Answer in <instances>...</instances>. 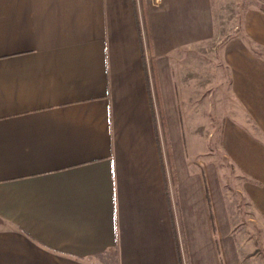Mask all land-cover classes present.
Listing matches in <instances>:
<instances>
[{"label":"crops","instance_id":"0c3cea01","mask_svg":"<svg viewBox=\"0 0 264 264\" xmlns=\"http://www.w3.org/2000/svg\"><path fill=\"white\" fill-rule=\"evenodd\" d=\"M218 3L0 0V264H184L172 203L194 264H232L200 209L214 187L192 168L172 196L164 156L214 139L201 96L215 112L221 87L222 149L264 231V11L221 23Z\"/></svg>","mask_w":264,"mask_h":264},{"label":"rangeland","instance_id":"374dc122","mask_svg":"<svg viewBox=\"0 0 264 264\" xmlns=\"http://www.w3.org/2000/svg\"><path fill=\"white\" fill-rule=\"evenodd\" d=\"M218 6L221 9L219 12L220 22L231 21L235 24L239 22L238 17L240 13L246 8L251 9L255 7L264 11V0H219ZM226 35H228L227 32L225 34L223 31H218L217 37L213 38V46L200 49L201 74H205V77H207L208 62L211 61L213 63L215 57L217 59L216 77L223 74L224 50L222 45L226 41ZM218 38L221 41L217 42ZM216 43L218 44L214 47ZM195 55H198V53H195ZM223 93V87L217 90L215 112H208L206 110L208 104L207 96H201V105L206 104L200 108L201 111L199 112L201 137L206 136L208 130L210 133L213 132L211 125L212 121H215L214 139H211L210 143H202V138L199 144H188L186 142L171 143L169 140L166 142L164 156L169 190L172 196H177L179 192V180L181 181L183 173H186V170L194 168L196 170L195 173H200L201 178L204 179L205 185L209 183L215 190V203L211 202L212 197L209 196L211 193L209 194L207 191L206 195L209 197L208 203H201L200 209L203 210L202 214L204 218H209V223L215 233L217 262L264 264V231L262 226L255 221L249 203H246L241 194V179L233 165L225 157L221 145L223 121L232 115L227 110L231 107L229 99ZM194 118L196 121L195 114ZM208 120H210L209 129L207 126ZM193 130L196 129L194 128ZM192 153L198 154L197 158L195 157L193 161L190 159ZM212 155L213 158H211ZM186 204L172 203L176 226L181 240L184 264H194L196 263V255L193 254V260L190 253L191 243L186 238L184 230L186 229V225L182 220L184 218V210L187 211ZM206 225V222H201V229L206 227ZM203 247L202 241H200L198 246L195 243L194 251L200 249L201 255ZM199 262H202L201 258H199Z\"/></svg>","mask_w":264,"mask_h":264}]
</instances>
